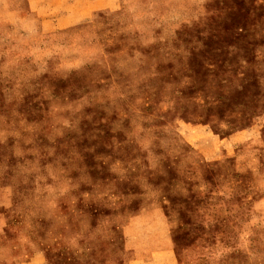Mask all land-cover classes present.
Returning <instances> with one entry per match:
<instances>
[{"label": "rangeland", "instance_id": "1", "mask_svg": "<svg viewBox=\"0 0 264 264\" xmlns=\"http://www.w3.org/2000/svg\"><path fill=\"white\" fill-rule=\"evenodd\" d=\"M54 1L0 63V264L123 260L149 185L207 179L186 264H264V0Z\"/></svg>", "mask_w": 264, "mask_h": 264}, {"label": "crops", "instance_id": "2", "mask_svg": "<svg viewBox=\"0 0 264 264\" xmlns=\"http://www.w3.org/2000/svg\"><path fill=\"white\" fill-rule=\"evenodd\" d=\"M78 1L90 4L93 15L103 10H114L123 2V0ZM54 2V0H0V63H30L26 60L27 50L23 46L24 43L19 46V33L22 32H18L14 25L18 24L17 20L27 21L35 18L34 4ZM66 2L69 3L71 0ZM52 18L51 16L50 19ZM32 35L30 31L21 34L27 39ZM220 152V155H224L223 151ZM220 159L218 156L206 157L208 163H215ZM211 183L207 179L197 182L196 185L179 186L176 190L178 193L172 195H166L165 189L160 186L149 185L142 199L141 210L124 228L127 257L106 264H186L189 253L183 246V235L177 229L185 224L186 217L189 218L192 212L198 214V217L199 212L203 211V205H200L192 194L193 187L208 193ZM46 258L48 261L47 255ZM64 260L62 264H65Z\"/></svg>", "mask_w": 264, "mask_h": 264}]
</instances>
